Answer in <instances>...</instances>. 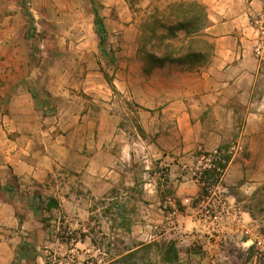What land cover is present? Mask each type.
<instances>
[{
  "label": "rangeland",
  "instance_id": "1",
  "mask_svg": "<svg viewBox=\"0 0 264 264\" xmlns=\"http://www.w3.org/2000/svg\"><path fill=\"white\" fill-rule=\"evenodd\" d=\"M192 2L206 11L197 0H0V26L10 28L0 34V74L11 69L10 77L23 79L39 121L56 124L55 132L86 159L96 155L93 171L58 164L45 183L11 179L10 198L27 222L18 264H127L133 251L132 264H170L165 252L181 237L191 243L182 242L180 251L201 256L219 239L224 262L210 264H264L260 249L241 244L264 236V179L248 174L245 115L211 165L215 152L196 151L182 161L157 141L178 123L160 103L166 107L174 96L172 71H197L214 53L205 33L209 19H189ZM95 9L107 30L104 50ZM24 38L27 51L8 66L4 43ZM72 159L78 168L81 159ZM238 161L243 177L229 167ZM53 199L58 205L51 207ZM220 200L230 213L219 214ZM241 209L251 214L248 226L227 232L223 227ZM215 212L222 229L208 217ZM200 216L207 217L197 231L192 222Z\"/></svg>",
  "mask_w": 264,
  "mask_h": 264
},
{
  "label": "crops",
  "instance_id": "2",
  "mask_svg": "<svg viewBox=\"0 0 264 264\" xmlns=\"http://www.w3.org/2000/svg\"><path fill=\"white\" fill-rule=\"evenodd\" d=\"M197 1L207 11L210 24L205 33L213 39L214 53L209 63L197 71H172L174 96L166 98L170 101L168 106H164L166 101L160 100V103L162 113L175 116L178 123L167 138H158V144L168 157L178 156L182 161L196 151L214 153L233 137L239 116L243 114L245 125L241 135L250 151L249 159H245L249 165L248 174L252 179H264V0ZM13 16L17 19L19 15ZM3 28L6 27L0 26V34L10 30ZM25 40L4 43V49L10 53L8 66L16 63L17 52L27 51ZM10 72L11 69L7 74H0V264H18L26 239L23 235L27 222H20L17 202L10 198L11 179L17 177L21 182L45 183L58 164L79 172L86 168L93 171L96 160V155L86 159L85 154L75 150L64 135L55 132L58 130L56 124L39 121L32 93L25 81L10 77ZM56 83L58 81L51 82L50 88L55 95H60ZM154 101V108L159 107L160 104ZM172 136L174 142H170ZM235 155L237 157L238 153ZM72 157L81 159L78 168L73 165ZM255 163L263 165L252 167ZM240 165L243 162L238 161L229 167L239 170ZM239 172L243 177V170ZM238 213L242 214L239 221H233L232 225L226 223L228 228L220 224L221 229L229 232L247 227L251 214L242 209ZM202 223L195 217L192 225L201 231ZM181 239L176 243L177 248L182 242L191 243L190 237ZM218 240L205 245L204 248L209 249L206 256L178 248L179 261L175 264L224 262V256L218 257ZM251 240L247 238L241 244L250 247Z\"/></svg>",
  "mask_w": 264,
  "mask_h": 264
},
{
  "label": "trees",
  "instance_id": "3",
  "mask_svg": "<svg viewBox=\"0 0 264 264\" xmlns=\"http://www.w3.org/2000/svg\"><path fill=\"white\" fill-rule=\"evenodd\" d=\"M186 6L189 7V11L191 12L190 13L191 18H189V19L202 18L203 16L205 18H208L206 11L204 12L203 10H201V6H199L197 3L192 2L190 4H187ZM186 6H183V7H186ZM205 10H206V8H205ZM94 14H95L96 31H97V35H98L99 40H100V47L102 50H104L105 49V43H106V33H107L106 26H105V23L103 21L102 16L100 15V13L97 9L94 10ZM219 151L220 150H218V152ZM221 167L225 168L224 165H222ZM52 201H53V204H51V207L58 205V202L55 199H53ZM135 254H136L135 251L130 252L126 256V258L124 259V262H126L127 264H132L131 258ZM178 260H179L178 250L175 247L174 243H171V245L169 246V248L165 252L164 261L173 264V263L177 262ZM133 264H135V263H133Z\"/></svg>",
  "mask_w": 264,
  "mask_h": 264
},
{
  "label": "built area",
  "instance_id": "4",
  "mask_svg": "<svg viewBox=\"0 0 264 264\" xmlns=\"http://www.w3.org/2000/svg\"><path fill=\"white\" fill-rule=\"evenodd\" d=\"M209 157H210L209 158V161H210L209 165H211L214 160H217L219 158V153L216 151L214 154H210ZM219 205H220V213L219 214H223L225 212L230 213L229 212L230 208H229V205L227 204V202L220 200ZM212 209H213V206H211V209H207V213H209L210 211L212 213ZM232 216H234V218H233L234 222H237V220L239 221L241 219L240 214L238 212H235L234 214H232ZM205 217H207V216H204V217L200 216L198 219H200L201 221H205ZM208 217L211 218L212 223H215L217 226H220V224H218L219 215H217L216 212L213 216L211 215ZM250 244H251L250 247L252 245H255L258 249H260L264 253V236L256 238L255 240L252 239Z\"/></svg>",
  "mask_w": 264,
  "mask_h": 264
}]
</instances>
